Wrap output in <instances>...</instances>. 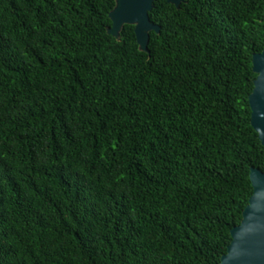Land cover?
Returning a JSON list of instances; mask_svg holds the SVG:
<instances>
[{"label":"trees","instance_id":"16d2710c","mask_svg":"<svg viewBox=\"0 0 264 264\" xmlns=\"http://www.w3.org/2000/svg\"><path fill=\"white\" fill-rule=\"evenodd\" d=\"M0 0V264H217L264 149V0Z\"/></svg>","mask_w":264,"mask_h":264},{"label":"water","instance_id":"95a60500","mask_svg":"<svg viewBox=\"0 0 264 264\" xmlns=\"http://www.w3.org/2000/svg\"><path fill=\"white\" fill-rule=\"evenodd\" d=\"M153 2L115 0V6L109 13L111 27L107 33L118 40L122 27L131 25L139 50L147 52L149 32L159 31L148 18ZM166 2L178 8L182 0ZM252 71L256 78L248 96L250 125L264 149V48L252 56ZM249 180L252 194L242 211L240 224L230 230L231 241L217 264H264V172L251 168Z\"/></svg>","mask_w":264,"mask_h":264}]
</instances>
